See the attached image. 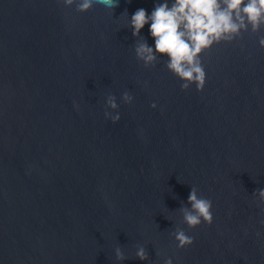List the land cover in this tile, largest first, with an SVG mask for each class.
<instances>
[{
  "label": "water",
  "instance_id": "obj_1",
  "mask_svg": "<svg viewBox=\"0 0 264 264\" xmlns=\"http://www.w3.org/2000/svg\"><path fill=\"white\" fill-rule=\"evenodd\" d=\"M163 2L0 0V264H264V25L205 51L203 90H182L166 56L135 55L154 40L131 15ZM193 186L213 222L190 229Z\"/></svg>",
  "mask_w": 264,
  "mask_h": 264
},
{
  "label": "clouds",
  "instance_id": "obj_2",
  "mask_svg": "<svg viewBox=\"0 0 264 264\" xmlns=\"http://www.w3.org/2000/svg\"><path fill=\"white\" fill-rule=\"evenodd\" d=\"M60 2V0H57ZM65 7L76 5L77 12L89 11L95 3L114 10L118 0H63ZM149 25L148 31L154 40V47L149 46L142 38L136 43L135 55L145 67L155 66L157 56H166V68L176 76L182 90H188L191 85L197 91H202L206 82V72L201 60L205 51L222 42L230 43L241 37L242 31L251 30L256 33L264 25V0H174L169 6L166 2L154 5L151 14L144 8L137 9L129 19V27L134 37H140L142 29ZM259 45L264 47V37L259 39ZM124 103H131L133 97L125 92ZM107 107L115 111L118 108L116 98L109 95ZM156 108V104L151 105ZM105 117L113 123L120 120L117 113L105 112ZM264 203V189L256 190ZM187 205L179 208L182 222L190 229L198 227L202 222L211 225L213 222L212 201L198 195V189L191 187ZM178 248L191 245L193 238L181 228L171 233ZM117 260L126 259L120 247L115 249ZM135 256L141 261L149 259L143 246H138ZM164 264H172L166 259Z\"/></svg>",
  "mask_w": 264,
  "mask_h": 264
}]
</instances>
